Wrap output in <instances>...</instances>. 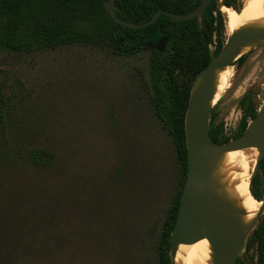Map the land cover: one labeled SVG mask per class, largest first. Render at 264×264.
Masks as SVG:
<instances>
[{
  "label": "rangeland",
  "instance_id": "rangeland-1",
  "mask_svg": "<svg viewBox=\"0 0 264 264\" xmlns=\"http://www.w3.org/2000/svg\"><path fill=\"white\" fill-rule=\"evenodd\" d=\"M245 1L235 0L239 11ZM228 37L225 29L221 41ZM92 40L31 53L0 46V198L61 193L71 222L62 227L65 255L27 264H157L162 225L183 184L172 139L142 86L151 80L152 53L118 55L109 38ZM169 53L166 46L163 57ZM230 66L213 113L217 145L236 140L246 93L264 103V46ZM43 149L54 164L31 162L29 153ZM250 237L239 253L247 261L256 254Z\"/></svg>",
  "mask_w": 264,
  "mask_h": 264
},
{
  "label": "trees",
  "instance_id": "trees-1",
  "mask_svg": "<svg viewBox=\"0 0 264 264\" xmlns=\"http://www.w3.org/2000/svg\"><path fill=\"white\" fill-rule=\"evenodd\" d=\"M110 0H0V46L14 53L54 50L58 47L91 43L93 34L109 38L118 55H132L155 45L167 37L168 57L151 51L150 83H143L149 101L162 129L172 139L176 159L181 169L183 184L187 172L185 113L190 90L198 74L224 46L225 20L215 0L199 18L175 23L160 16L154 24L132 30L117 25L108 16L105 5ZM222 5L239 9L235 0H224ZM201 0H114L113 12L123 21L134 25L148 22L159 10L179 16L194 13ZM84 26L85 28L81 27ZM217 41L213 53L209 46ZM247 56L240 57L234 66L241 67ZM210 112L209 137L217 144V133L212 129L214 111ZM241 119L236 139L247 129L260 109L252 95L246 93L239 102ZM29 159L36 166L54 164L55 156L48 150H35ZM176 191L171 209L162 225L156 249L157 264H173L170 255V236L173 230L182 186ZM252 199L260 202L264 195V159L249 183ZM65 201L60 194L47 197L44 192L24 194L12 191L0 198V264H27L29 259L39 262L56 261L57 254L68 248L69 237L65 227L71 224ZM256 245L257 262L264 264V216L258 220L249 249ZM248 249V250H249ZM251 257V264L253 257ZM35 263V264H36ZM236 264H245L238 257Z\"/></svg>",
  "mask_w": 264,
  "mask_h": 264
},
{
  "label": "water",
  "instance_id": "water-1",
  "mask_svg": "<svg viewBox=\"0 0 264 264\" xmlns=\"http://www.w3.org/2000/svg\"><path fill=\"white\" fill-rule=\"evenodd\" d=\"M210 2L211 0H205L199 10L187 16H179L166 11H157L148 22L141 25H134L118 19L113 12L114 0H110V2L105 5V9L108 16L115 24L127 29L141 30L154 24L162 15L168 17L175 23L199 18L207 9ZM257 38V36L230 37L220 52L210 60L206 68L201 71L194 80L195 82L198 78H202V87L198 96L192 98L190 90L185 117L190 110H194L192 119L194 127L190 133H187L184 120L187 172L179 199L175 224L170 236V255L172 261L176 244L183 242V238L179 234L180 229L188 225L192 230L210 242L215 256V264H236L242 241L230 220L197 192V184L203 180V170L213 159L227 152H236L250 148H257L262 151L253 171L254 175L257 171L259 162L264 159V117L262 118L258 111L256 118L250 122L251 125H248L246 131L233 142L226 145H217L213 143L209 137V117L215 105L210 111L206 112L205 109L208 104L209 92L205 84L207 83L210 70L221 68L228 62H231V59L236 55L238 48L243 42L256 40ZM167 41L168 38H163L155 45L147 44L146 48L162 53ZM255 229L251 232V236L254 235Z\"/></svg>",
  "mask_w": 264,
  "mask_h": 264
},
{
  "label": "bare ground",
  "instance_id": "bare-ground-1",
  "mask_svg": "<svg viewBox=\"0 0 264 264\" xmlns=\"http://www.w3.org/2000/svg\"><path fill=\"white\" fill-rule=\"evenodd\" d=\"M220 4L219 10L226 19L227 36L258 38L243 42L231 62L209 71L205 84L209 92L206 112L210 111L225 91L230 76V65L240 57L248 55L256 47L264 46V0H246L239 12ZM201 87L200 77L191 88L192 98L198 96ZM259 113L263 118L264 103ZM193 114L192 109L186 115L187 133H190L194 127ZM261 153L262 151L257 148L227 152L206 165L203 170V180L197 184V192L230 220L242 243L248 240L249 234L256 228L258 219L264 215V195L262 201L256 202L248 191L250 179ZM179 234L183 242L175 246L174 264H215L212 246L206 238L188 225L183 226Z\"/></svg>",
  "mask_w": 264,
  "mask_h": 264
},
{
  "label": "flooded vegetation",
  "instance_id": "flooded-vegetation-1",
  "mask_svg": "<svg viewBox=\"0 0 264 264\" xmlns=\"http://www.w3.org/2000/svg\"><path fill=\"white\" fill-rule=\"evenodd\" d=\"M215 2H216V0H215ZM221 4H222V3H221ZM201 6H202V4H201ZM201 6H200V7H201ZM222 6H224V5H222ZM200 7H199V9H200ZM224 7H226V6H224ZM226 8H230V9L234 10L232 7H226ZM199 9H198V10H199ZM159 11H162V10H159ZM163 11H164V10H163ZM196 11H197V10H196ZM196 11H195V12H196ZM234 11H235V10H234ZM166 12H170V11H166ZM195 12H194V13H195ZM237 12H238V11H237ZM170 13H173V12H170ZM173 14H174V13H173ZM175 15H176V14H175ZM163 16H164V15H163ZM165 38H167V37H165ZM161 40H162V39H161ZM158 42H159V41H158ZM158 42H157V43H158ZM167 44H168V41H167V43H166V45H165V49H166ZM146 45H147V44H146ZM145 47H146V46H145ZM146 49H147V48H146ZM165 49H164V51H165ZM149 50H150V49H149ZM151 51H154V50H151ZM164 51H163L162 53H164ZM155 52H157V51H155ZM158 53H159V52H158ZM162 53H161V54H162ZM233 65H234V64H233ZM252 247H253V246H252ZM252 247H251V248H252ZM251 256L253 257V262L256 264V262H257V257H256V256H257V251H256V254H255V255H251ZM238 257H239V256H238ZM251 262H252L251 257H249V261H247V260L245 259V264H251Z\"/></svg>",
  "mask_w": 264,
  "mask_h": 264
}]
</instances>
